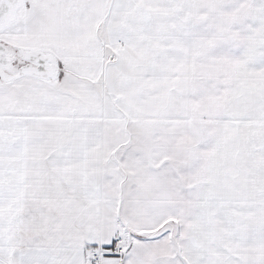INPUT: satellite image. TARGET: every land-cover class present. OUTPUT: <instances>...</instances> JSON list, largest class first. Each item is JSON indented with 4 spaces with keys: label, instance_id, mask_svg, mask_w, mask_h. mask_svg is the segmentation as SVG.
Listing matches in <instances>:
<instances>
[{
    "label": "snow or ice",
    "instance_id": "1",
    "mask_svg": "<svg viewBox=\"0 0 264 264\" xmlns=\"http://www.w3.org/2000/svg\"><path fill=\"white\" fill-rule=\"evenodd\" d=\"M0 264H264V0H0Z\"/></svg>",
    "mask_w": 264,
    "mask_h": 264
}]
</instances>
